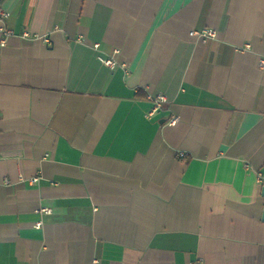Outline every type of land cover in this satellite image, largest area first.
Instances as JSON below:
<instances>
[{
	"label": "crops",
	"instance_id": "0c3cea01",
	"mask_svg": "<svg viewBox=\"0 0 264 264\" xmlns=\"http://www.w3.org/2000/svg\"><path fill=\"white\" fill-rule=\"evenodd\" d=\"M0 10V264H264V0Z\"/></svg>",
	"mask_w": 264,
	"mask_h": 264
},
{
	"label": "built area",
	"instance_id": "2783aa9c",
	"mask_svg": "<svg viewBox=\"0 0 264 264\" xmlns=\"http://www.w3.org/2000/svg\"><path fill=\"white\" fill-rule=\"evenodd\" d=\"M9 13L6 12L5 10H0V22H2L3 18H7L9 17ZM0 33H2L5 37L3 39V43L5 44L7 39L11 36H13V32L9 29L4 28L3 26L0 25ZM192 36H198L202 39H215L217 38L218 32L216 30L213 29H209V30H205L204 32H196L193 31L191 32ZM104 62L111 67H115L116 66V62L113 59H105ZM262 63L264 64V61H262ZM151 101L154 103V106L152 108V110L149 112V116H153L156 113L159 112V110H161L164 106V104L168 103V98L167 96H165L164 94H158L156 96H150ZM178 121V117L174 116L171 118L170 123L171 124H176V122ZM183 156V154H182ZM21 179L23 178L22 176H20ZM10 182L9 180H7V183ZM46 213H49L50 210L49 209H45L44 210ZM42 225V222H38L36 224V227L40 228ZM191 264H201L199 261H194Z\"/></svg>",
	"mask_w": 264,
	"mask_h": 264
},
{
	"label": "water",
	"instance_id": "95a60500",
	"mask_svg": "<svg viewBox=\"0 0 264 264\" xmlns=\"http://www.w3.org/2000/svg\"><path fill=\"white\" fill-rule=\"evenodd\" d=\"M262 194L264 196V184H263V188H262ZM263 221H264V212H263Z\"/></svg>",
	"mask_w": 264,
	"mask_h": 264
}]
</instances>
